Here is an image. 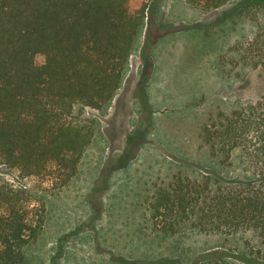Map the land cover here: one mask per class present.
Returning a JSON list of instances; mask_svg holds the SVG:
<instances>
[{"label":"trees","instance_id":"trees-1","mask_svg":"<svg viewBox=\"0 0 264 264\" xmlns=\"http://www.w3.org/2000/svg\"><path fill=\"white\" fill-rule=\"evenodd\" d=\"M181 1L209 13L230 0ZM148 11L149 0H0V264H36L29 249L43 232L49 201L77 176L95 137L96 120L85 110L107 109L116 97ZM238 14L256 25L253 38L237 47L238 61L264 66V0L241 4ZM147 48L143 60L151 62ZM203 137L221 164L240 150L256 177L173 176L146 192L148 229L163 240L188 229L252 233L264 244V97L220 113ZM110 165L102 175L111 174ZM89 202L94 224L102 211ZM240 260L218 251L198 264L259 259Z\"/></svg>","mask_w":264,"mask_h":264},{"label":"rangeland","instance_id":"rangeland-1","mask_svg":"<svg viewBox=\"0 0 264 264\" xmlns=\"http://www.w3.org/2000/svg\"><path fill=\"white\" fill-rule=\"evenodd\" d=\"M247 1L230 0L204 13L181 0H149L146 28L121 89L107 109L85 110L96 120L95 137L77 176L49 201L43 232L29 249L36 264H50L53 256L54 264H198L218 251L234 261L264 264L255 254H264V244L252 233L224 237L188 229L157 238L143 204L146 190L176 175L256 177L240 150L221 164L203 137L220 113L264 97V66L240 63L236 50L256 32L238 14ZM146 46L151 62L143 60ZM35 62L42 64L44 56L36 55ZM110 163L114 170L106 177ZM89 200L102 211L94 224Z\"/></svg>","mask_w":264,"mask_h":264},{"label":"crops","instance_id":"crops-1","mask_svg":"<svg viewBox=\"0 0 264 264\" xmlns=\"http://www.w3.org/2000/svg\"><path fill=\"white\" fill-rule=\"evenodd\" d=\"M152 70H153V67H152ZM152 72V71H151ZM150 77V76H149ZM150 79V78H149ZM141 151V150H140ZM136 159V157H133V158H131L130 160H129V162L125 165L126 167L125 168H123L122 170H124V169H126L129 165H131V163L132 162H134V161H136L135 160ZM137 160H138V158H137ZM153 187V186H152ZM148 190H146V192H147ZM146 195V194H145Z\"/></svg>","mask_w":264,"mask_h":264}]
</instances>
